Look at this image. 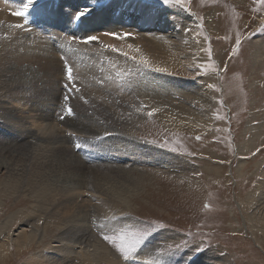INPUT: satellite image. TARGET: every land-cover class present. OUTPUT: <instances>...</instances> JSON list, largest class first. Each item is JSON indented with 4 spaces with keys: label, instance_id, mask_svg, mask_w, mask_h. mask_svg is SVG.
I'll use <instances>...</instances> for the list:
<instances>
[{
    "label": "bare ground",
    "instance_id": "obj_1",
    "mask_svg": "<svg viewBox=\"0 0 264 264\" xmlns=\"http://www.w3.org/2000/svg\"><path fill=\"white\" fill-rule=\"evenodd\" d=\"M9 1L12 2L4 5L7 8L2 6L0 9V33H6L7 38L20 37V41L25 39L28 42L31 39L27 37L32 35L22 33L21 29L18 31L12 25L24 24L25 20L37 17V23L43 25L42 30L37 29L36 22L32 21L24 24L23 28L29 26L33 36L39 34L35 31L62 36L61 46L69 53L67 55L61 53L66 58L62 59L57 50L54 49L56 50L54 52L53 47L47 44L49 46L47 49L50 50L48 53L17 57L18 61L15 64L12 63L14 60L4 58L6 55L2 57L0 53V210L2 211L6 204L7 197L18 198L19 194L21 198L28 199L25 205L29 207L28 209L24 205L15 208L0 219V264L8 260L7 249L10 251L11 247L19 249L16 251L19 257L24 254L21 249H29L33 244L35 246L43 244L47 236L45 232L48 228L47 222L50 220L59 221L61 229L65 232L57 240L55 238L54 246H46L45 250L52 255L45 258L41 255H33L28 260L30 264H73L75 261L81 264H120L104 247L90 240L93 235L97 238L95 235L97 232L110 231L101 229L100 224H111V226L114 224L115 227V225H124V220L101 223L102 219L96 218L90 219V222L94 223L91 225L88 215L100 208L105 210L104 207L109 205L119 207L118 205L123 203L121 195H117L115 201L106 191L108 187L119 184L121 180L128 181V177H121L120 173L109 176L111 172H98L92 169L90 164H97L99 168L100 165L114 161L116 157L113 159L112 156L122 153L126 156V160L121 164L132 166L131 169L136 166L150 167L168 173L186 171V161L178 155L137 137L129 136L130 130L134 127L131 118L117 114L113 111V107L114 102L119 100L121 112L135 115L152 112L154 117L167 128L184 125L210 127L212 122L210 112L214 104L208 86H199L186 78L155 70L174 69L172 62L177 64L179 57L187 58L192 65L200 53V44L186 26L180 28L170 19L169 15L174 13L173 11L142 0H36L24 16L18 17L11 16L7 10H14L15 5L22 6L27 0ZM84 9H89L85 16L79 21L72 19L78 11ZM182 14L187 20L191 19L188 24L194 22L192 15L185 12ZM167 19H170L171 23H167ZM111 33H118L122 38H117ZM66 35L68 36L65 37ZM96 35H100L99 39L105 44L123 48L119 50L128 53V56L94 41L83 44L84 38ZM69 37L78 40L76 42L80 45L74 42L73 48L72 42L69 44L71 48L65 46L64 44L68 45L65 38ZM2 39L0 37V42H3ZM34 49L41 50L39 46H35ZM13 53L11 55H14ZM133 56L136 60L131 59ZM262 56H264V43L261 42L254 59L262 60ZM141 60H147L150 67L144 66ZM65 61L70 66L80 65L78 68L76 65L73 75L79 88L77 94L87 100L88 104L80 100L74 102L71 106L74 115L60 119L65 111L63 100L68 94L63 95L60 92L63 88L66 91L67 81L62 78L66 74ZM71 61L75 64L72 65ZM23 62L38 63L41 67L38 75L43 73V77L36 81L29 94L28 92L16 94L13 89L24 87L26 83L25 77L19 71ZM26 65L29 67V64ZM213 76L218 77L217 74L207 75V77ZM106 99L108 101L105 102ZM79 105L80 109L77 108ZM88 110L92 111L94 117L104 116L103 120L114 121L119 129L117 131L109 129L99 123V118L98 121L93 120V117L87 120ZM69 133L73 135L70 136ZM259 135V132L251 135L248 141L250 149L258 142ZM96 138L101 140L94 144ZM82 141L90 150L95 146L97 148L100 146V149L105 147L103 152L108 155L107 159L110 161H106L105 164L95 162L93 155H97L98 150L83 156L84 153H74V148L70 149V144H81ZM25 144L27 150L23 148ZM246 166L244 160L240 159L237 169L242 173ZM104 167L106 169V166ZM256 167L261 181L252 190L258 191L259 196L246 197L247 199L242 201L243 212L246 214L252 206L251 215L247 214L245 217L249 224L258 223V226L261 225L264 230L263 161ZM123 172L127 175L129 171ZM209 172L216 171L213 169ZM88 185L92 193L88 192ZM98 201L102 202V206L97 204ZM26 208L24 219L27 222L11 234L16 214H20V210ZM261 213L263 216H260ZM40 219L43 221V230L36 226V222ZM28 225H31L30 231L26 229ZM251 233L253 235L256 232ZM261 233L260 238H257L258 236L253 238L262 239L264 245V231ZM171 239H175V236L167 232L150 237L137 254L129 260L124 259L125 263L181 264L180 260H165L156 251L162 243ZM153 251L156 253L152 254ZM205 258L212 260L214 255L212 253L202 255L190 264H205ZM186 260L187 258H184L182 263Z\"/></svg>",
    "mask_w": 264,
    "mask_h": 264
},
{
    "label": "rangeland",
    "instance_id": "obj_2",
    "mask_svg": "<svg viewBox=\"0 0 264 264\" xmlns=\"http://www.w3.org/2000/svg\"><path fill=\"white\" fill-rule=\"evenodd\" d=\"M144 2L173 11L174 13L169 17L175 25L177 24L180 28L186 26L189 33L198 40L200 53L192 65L189 64L191 61L187 58L179 57L177 64L172 62L175 68L165 71L193 81L199 86H208L214 104L210 112L212 122L210 127L204 128L194 125L167 128L153 114L135 115L130 112H121L119 100L114 102L113 111L132 120L134 127L130 130L129 136L137 137L153 146L178 155L186 161V171L183 172L168 173L150 167L136 166L131 169L132 166L121 164L126 160V156L122 153L112 156L111 158H116L111 162L107 159L108 155L104 153L105 147L100 149V146L98 148L95 146L90 150L87 149L88 145L83 143L84 141L81 143L84 149L70 144V149L74 148V153H84L83 156L98 150V154L93 155L95 162L99 161V163L105 164L106 161H110L108 164L100 165L99 168L97 164L96 167L91 163L92 169L101 173L111 172L109 176L120 173L119 176L128 177V181L121 180L119 184L108 187L106 191L115 201L116 196L121 195L123 203L117 204L119 207L109 205L104 207L105 210L100 208L88 215L89 222L90 219L96 218H101V223H112L122 219L124 225H115L114 227V224L112 226L107 224L103 230L110 231L97 232L95 234L97 238L93 235L90 241L104 247L108 251L106 252L110 253L120 264H126L117 249L103 239V234H114L113 228H117L115 232L124 230L129 234H142L141 242L136 245L135 251L129 256L131 258L138 253L147 239L167 232L175 236V239L162 243L156 251L168 261L180 260L181 264H190L202 255L212 253L214 259L207 260L205 258V264L206 262L207 264H264L263 240H254L255 238H253L254 236L260 238L261 232L264 230L261 225L258 226V223L256 225L249 224L245 217L247 214L251 215L252 206L249 208L250 211H245L246 214L243 212L244 200L249 196L253 198L259 196L258 191L252 189L261 181L256 166L261 161L264 163V56H262V60L254 59L258 45L261 42L264 43V4H259L256 0H184L182 4L170 3L167 5L163 4L161 0H144ZM0 7H2L1 2ZM180 12L192 15L194 22L188 24L191 19L187 20L185 15ZM170 19H167V23H171ZM24 33L32 35L27 37L31 40L20 41V37H14V39L12 36L10 39L6 37V33H0V37L3 38L1 40L3 42H0L2 57L6 55L4 58L14 60L12 63L15 64L18 58L48 53L50 51L47 49L48 45H51L54 52L57 50L59 57L65 58L61 54L63 53L61 37L47 35L44 32H38L39 34L34 36L30 31ZM95 37H97V40H94L95 43H100L107 48L123 50L121 47L103 43L99 39L100 35ZM47 38L48 40H46ZM237 39L240 41L238 50L233 53ZM72 44L74 45V42ZM75 44L78 45L79 42ZM35 46H39L41 50H35ZM121 50L119 51L125 53ZM12 52L14 55H11ZM70 63L75 64L72 61ZM26 64H29V67ZM76 65L77 68L80 66L79 64L73 65V71ZM20 68L24 71L19 69L20 74L25 77L24 82L26 83H24V87L13 89V92L16 94L28 92L29 94L36 81L41 79V76L43 77V73L38 75L41 67L38 63L23 62ZM210 74H217L218 77H207ZM62 78L66 80V74ZM38 86L40 87V83ZM60 92L63 95L68 93L64 91V88ZM67 95L70 96L67 103L71 106L78 100L88 104V101L81 98L77 92ZM106 101L108 100L106 99ZM77 108L80 109V105ZM92 117L93 120L98 121L99 117L97 115L94 117L92 111L88 110L87 120ZM103 117L99 118V123L111 130L119 129L114 121L103 120L105 119ZM254 132L260 133L259 140L250 149L248 141ZM96 139L94 144L101 140L100 138ZM25 146L27 144L23 146L27 150ZM240 159L244 160L245 166L247 165L242 173L237 169ZM213 169L216 171L215 173L209 172ZM123 171L129 172L124 175ZM87 190L92 193L89 185ZM20 195H17L18 198L7 197L6 204L2 211L0 210V219L11 210L18 209L28 203V199L21 198ZM97 204L102 206L100 201ZM25 207L29 209L28 205ZM27 208L21 209V213L16 214L11 234H14L21 225L27 222L24 219ZM260 216L263 214L261 213ZM48 222V228L45 229L47 236L43 244L40 246L33 244L29 249H21L24 254L19 257L16 255L18 253L16 251L19 249L16 250L13 247L10 248V251L7 249L6 257L8 256L7 259L10 260L4 261V264H30L28 260L33 255H41L44 258L52 255L51 252L45 250L46 246H54L55 238L57 240L61 237L60 235L63 236L62 233L65 231L61 229L59 221L50 220ZM42 224V219L36 222V226L40 227V230H43ZM90 224L94 225L92 222ZM159 224H163L164 227H156ZM26 229L30 231L31 225H28ZM58 229L60 230L58 231ZM251 232H256L254 234L257 235H252ZM176 245H180V247L177 248ZM184 258L187 260L182 263ZM73 264L81 263L75 261Z\"/></svg>",
    "mask_w": 264,
    "mask_h": 264
},
{
    "label": "snow or ice",
    "instance_id": "obj_3",
    "mask_svg": "<svg viewBox=\"0 0 264 264\" xmlns=\"http://www.w3.org/2000/svg\"><path fill=\"white\" fill-rule=\"evenodd\" d=\"M161 2L165 5L170 4V3L182 4V3H184V0H161ZM256 2L259 4H264V0H256ZM35 3H36V0H28V2L26 4H24L23 9L21 11L15 12L14 14L18 15V16H24L28 12L29 8L32 7ZM37 10H39V9H37ZM88 11H89V9L80 10L72 17V19L79 21L83 16H85L88 13ZM14 27H21V25H14ZM111 35L116 36L117 38H122L120 36V34H118V33H111ZM124 35L127 36L129 34H124ZM94 40H97V37L89 36L83 42L84 43H90ZM239 43H240V41H239V39H237L236 47L233 48V53H235L238 50ZM130 47H131V45H130ZM112 50L113 51H119L118 49H115V48H113ZM123 55L128 56V53H123ZM131 59L136 60V57L133 56V57H131ZM140 62L144 66L150 67L147 60H141ZM64 66H65V70H66V81H67V83L65 84L66 91L68 93H72L73 91L78 92L79 88L76 86L72 66H70L67 61H65ZM155 70L156 71H165V69H162V68H157ZM210 87H213V86L210 85ZM69 98H70L69 95H65V97H64L65 111H64L63 115H61L60 119H64L65 116L70 117V116L74 115L71 105L67 103ZM148 114L152 115V112H149ZM69 135L71 136L73 134L69 133ZM197 139H199V137H197ZM75 146L77 148L82 147V145L80 143H76ZM205 207H208V205H205ZM99 227L101 229H103L105 227V225L100 224ZM156 227L163 228L164 225L159 224V225H156ZM141 238H142V234H138V233L129 234V233L125 232L124 230H120L119 232H115V230H114V234H112V235L103 234V239L105 241L109 242L110 244H112L117 249V251L123 256V258L125 260H128L130 254L135 251L136 245L141 242ZM176 247L179 248L180 245H176ZM197 251H199V248H197Z\"/></svg>",
    "mask_w": 264,
    "mask_h": 264
}]
</instances>
